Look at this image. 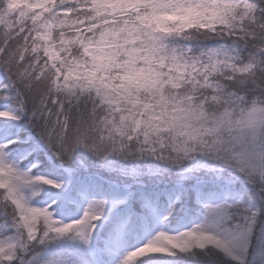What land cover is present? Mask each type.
Wrapping results in <instances>:
<instances>
[{"label": "snow or ice", "instance_id": "1", "mask_svg": "<svg viewBox=\"0 0 264 264\" xmlns=\"http://www.w3.org/2000/svg\"><path fill=\"white\" fill-rule=\"evenodd\" d=\"M0 264H264V0H0Z\"/></svg>", "mask_w": 264, "mask_h": 264}]
</instances>
